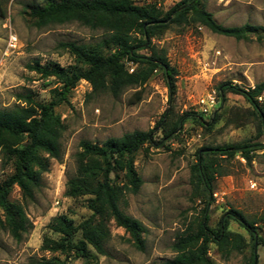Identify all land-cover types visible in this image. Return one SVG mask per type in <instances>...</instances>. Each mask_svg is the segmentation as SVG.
I'll list each match as a JSON object with an SVG mask.
<instances>
[{
    "label": "rangeland",
    "instance_id": "1",
    "mask_svg": "<svg viewBox=\"0 0 264 264\" xmlns=\"http://www.w3.org/2000/svg\"><path fill=\"white\" fill-rule=\"evenodd\" d=\"M44 1L1 0L4 15H0V109L25 105L17 96L26 93L37 104L49 103L59 83L54 77L45 78L29 70L27 65L39 61L41 65L58 63L65 68H81L75 56L59 44L75 42L94 46L101 40L102 30L78 22L36 25L27 13L28 6ZM133 1L138 5L155 3L167 11L179 0ZM204 4L224 26L240 27L246 23L264 26V0H204ZM11 36L18 40L15 49L9 47ZM152 43L151 50L138 52L152 55L165 51L178 72L173 101H169L168 88L159 69L144 85L130 86L117 98L107 92L93 94L90 84L81 80L69 100L55 107L65 125L62 159H50L49 171L43 174L42 186L35 192L33 201L24 200L17 186L10 195L11 201L22 207L28 218L26 232L21 233L20 239L12 236L0 213V264H35L54 256L67 259L69 264H159L172 259L176 255L172 248L176 237L195 226L205 206L204 191L197 188L192 178L199 150L208 146L264 143L258 120L246 99L227 91L222 100L217 90L228 81L245 89L264 81V41H258L255 36L236 40L191 22L170 26L161 36L154 37ZM138 68L128 65L130 73ZM138 92L140 99L136 100ZM210 95L215 96L216 104L203 113L200 100ZM259 101L264 104V94ZM166 113L165 124L157 125ZM186 113L191 115L171 137H166V131ZM133 131H153L154 143L137 153L135 167L143 184L137 193L126 191L120 207L145 227V249L136 248L130 235L111 221L105 255L97 254L93 248L95 256L91 259L42 250L45 237L59 238L49 228L52 218L66 215L78 224L91 215L87 207L89 196L72 198L65 194L68 178L76 174L80 143L102 144ZM250 155L251 162L239 154L212 160L220 174L214 182L209 225L216 228L224 212L234 208L255 221L258 233L264 238L261 221L264 151ZM14 168L13 159L0 148V181L11 175ZM230 230L243 236L242 250L232 251L225 258L211 244L212 260L216 264H249L252 251L249 233L234 221L230 222ZM257 254L258 264H264V245L257 247Z\"/></svg>",
    "mask_w": 264,
    "mask_h": 264
},
{
    "label": "trees",
    "instance_id": "2",
    "mask_svg": "<svg viewBox=\"0 0 264 264\" xmlns=\"http://www.w3.org/2000/svg\"><path fill=\"white\" fill-rule=\"evenodd\" d=\"M1 3L0 0V15L3 16ZM27 11L40 27L78 22L93 30H102L103 35L94 46L75 42L59 44L75 56L83 66L81 68H65L58 63L41 65L39 61L27 65L29 70L45 78L54 77L59 83L60 87L53 90V99L49 103L37 104L26 93L17 96L25 105L0 109V148L13 159L15 167L11 175L0 181V213L16 239L26 232L28 218L24 209L11 201L12 190L19 187L23 199L33 201L35 192L42 186L43 174L49 171L50 159H62L61 139L65 125L55 107L69 100L81 80L90 84L93 94L107 92L117 98L130 86L144 85L159 69L171 103L177 91L176 68L170 64L165 51L152 55L138 52L151 50L153 38L161 36L170 26L194 22L215 34L236 40L255 36L258 41H264V26L248 23L240 27L224 26L206 10L204 0H179L167 11L155 3L138 5L133 0H45L43 4H30ZM129 64L139 68L130 73ZM217 90L222 100L227 91L243 96L252 106L264 135V104L259 101L264 94V81L247 89L228 81L220 84ZM135 95L139 100L140 92ZM190 115L186 113L181 117L166 131V137H171ZM165 118L167 113L157 125L163 124ZM153 143V131H133L109 138L102 144L82 141L81 150L76 154V174L68 178L65 194L72 198L89 196L87 207L91 215L78 224L66 215L52 218L49 228L59 238L45 237L42 250L91 259L95 256L91 251L93 248L97 254L105 255V244L111 235L109 224L113 221L130 235L135 247L143 251L145 227L121 209L120 201L126 191L137 193L142 186L143 180L135 167L136 155L145 145ZM258 150L264 151V143L208 146L199 150L192 178L197 188L204 191L202 216L194 227L176 237L172 246L176 255L159 264H216L210 256L211 244H215L225 258L232 251H241L244 238L231 232V221L249 233L252 246L249 264H258L257 247L264 245V238L258 233L255 221H250L240 210L230 208L221 216L216 228L209 225L214 182L220 174L218 165L212 160L239 154L251 162L253 156L250 153ZM261 221L264 223V216ZM35 264L69 262L54 256L42 258Z\"/></svg>",
    "mask_w": 264,
    "mask_h": 264
},
{
    "label": "built area",
    "instance_id": "3",
    "mask_svg": "<svg viewBox=\"0 0 264 264\" xmlns=\"http://www.w3.org/2000/svg\"><path fill=\"white\" fill-rule=\"evenodd\" d=\"M18 40L16 36H11L9 41V47L15 49L17 47ZM216 104L215 96H208L200 100L201 110L203 113H208ZM255 186V184H254Z\"/></svg>",
    "mask_w": 264,
    "mask_h": 264
}]
</instances>
